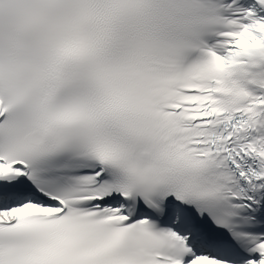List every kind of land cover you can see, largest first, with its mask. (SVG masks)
<instances>
[{"label":"snow or ice","instance_id":"snow-or-ice-1","mask_svg":"<svg viewBox=\"0 0 264 264\" xmlns=\"http://www.w3.org/2000/svg\"><path fill=\"white\" fill-rule=\"evenodd\" d=\"M0 264H264V0H0Z\"/></svg>","mask_w":264,"mask_h":264}]
</instances>
